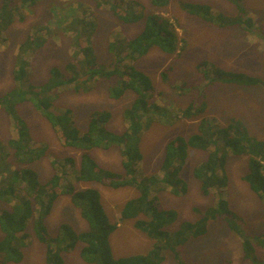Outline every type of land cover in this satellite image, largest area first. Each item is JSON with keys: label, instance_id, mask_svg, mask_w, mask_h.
Wrapping results in <instances>:
<instances>
[{"label": "rangeland", "instance_id": "rangeland-1", "mask_svg": "<svg viewBox=\"0 0 264 264\" xmlns=\"http://www.w3.org/2000/svg\"><path fill=\"white\" fill-rule=\"evenodd\" d=\"M19 1L13 0L15 4ZM130 1L142 5L145 14L161 13L171 20L180 41L178 55H169L153 47L133 62L134 68L147 75L154 86L151 101L164 111V115L158 117L160 120L152 122L142 133L139 143L143 156L139 166L142 175L161 177L160 166L166 144L176 136L187 138L196 133L202 117L212 119V124L218 127L226 125L231 118H237L251 136L264 140V0H243V6L253 20V30H247L243 25L219 28L180 7L181 3H200L208 5L213 13L235 16L236 9L227 0H170L162 9L154 7L150 0H124L127 3ZM83 16H86L85 22H89L85 28L93 57L97 63L107 66L114 62V56L108 50L109 43L136 37L144 25L143 21L120 23L107 4H99L96 0H39L23 13L22 20L16 19L4 32L5 40L0 44V95L14 88L12 71L19 46L28 37L37 35L40 45L33 53L26 55L29 80L33 85L45 83L53 67L70 78L72 71L65 68L77 64L75 84L73 82L55 91L56 99L51 111L71 112L74 125L81 132L86 130L91 112L108 111L111 118L106 128L114 133H122L127 126L123 111L130 106L135 94L126 91L118 99L110 98L108 88L114 84V79L92 78L85 69H78L77 61L82 56H74V53H78L74 35L82 27L74 19ZM203 62L225 71L253 76L260 80L261 85L244 87L209 82L204 77L203 69L207 66H201ZM161 72H166L165 77L161 76ZM188 105L195 108L204 105V110L193 118H180L181 111ZM16 110L26 122L34 145L45 149L43 157L31 165L40 182L52 177L56 169L53 164L55 160L72 157L78 163L81 152L62 145L53 128L30 103H20ZM14 136L12 123L0 111V141L6 142ZM88 153L99 167L121 172L118 149L95 148ZM205 157V152L189 148L180 171L186 192L175 196L167 189L157 194L163 209L176 212V220L166 227L168 232H175L184 221L194 222L199 212H204L217 202L218 193L215 190L206 196L200 194L199 183L193 176L194 168ZM66 169L72 170L69 166ZM224 169L227 178L224 198L229 208L241 218L243 231L246 235L264 234L263 205L242 180L247 171V156L229 154ZM73 171L69 173L67 181L75 190L96 189L107 216L118 225L109 237L113 257L146 253L150 240L133 227V221L120 219L123 204L136 196V189H113L100 183L76 182L72 178ZM45 223L50 235H54L63 223L79 232L87 229L86 222L66 194H61L55 201ZM25 244L22 260L10 264H45L44 245L32 235ZM79 250L80 245L64 253L65 264H87L80 258ZM178 251L187 264H250L242 258L241 240L227 229L220 218L208 223L204 236L190 239ZM256 251L264 261V249L257 248ZM161 264H176L171 252L166 253Z\"/></svg>", "mask_w": 264, "mask_h": 264}, {"label": "trees", "instance_id": "trees-1", "mask_svg": "<svg viewBox=\"0 0 264 264\" xmlns=\"http://www.w3.org/2000/svg\"><path fill=\"white\" fill-rule=\"evenodd\" d=\"M38 1L20 0L15 4L13 0H1L0 44L4 43V32L8 27L16 19L22 20L23 13ZM96 1L107 4L120 23H144L136 37L109 43L108 50L113 54L114 62L107 66L97 63L93 57L86 34L85 27L89 23L84 20L86 16L74 19L82 27L74 35L78 48V53H74V56H82L77 61L78 69H85L92 78L97 76L107 80L114 79V84L108 88L110 98L118 99L126 91L135 94L130 106L123 111L127 126L122 133L109 131L106 124L111 118L110 112L93 111L86 130L81 132L74 125L71 112H52L55 91L73 82L75 84L77 64L66 66L65 69L72 71L70 78L53 67L45 83L33 85L29 80L26 55L33 53L40 45V38L37 35L28 37L19 46L12 71L14 88L0 95V111L7 115L15 133L6 142L0 141V264L20 262L25 241L30 235L44 245L45 264H65L63 254L73 251L78 245L79 256L87 264H161L167 252L172 253L176 264H187L181 259L178 249L190 239L204 236L208 223L219 218L241 240L242 258L250 264H264L256 251L257 248L264 249L263 232L246 235L241 218L229 208L224 198L227 184L224 169L226 158L229 154L244 155L247 156V171L242 180L264 208V140L251 136L247 127L237 118H231L226 125L218 127L212 124V119L202 117L196 133L187 138L176 136L166 144L160 166L161 177L142 175L139 168L143 159L139 147L142 133L152 122L160 120L158 117L164 115V111L151 101L154 86L147 75L134 68L133 62L153 47L169 55H178L179 37L171 20L161 13L145 14L144 7L137 2ZM169 1L150 0V4L162 9ZM227 1L235 7V16L213 13L208 5L200 3H181L180 7L188 14L219 28L243 25L245 29L253 30L255 26L243 6V0ZM137 9L140 11L137 12ZM201 66H207L203 72L209 82L244 87L261 85L259 79L244 73L225 71L205 62ZM165 75L166 72H161L162 77ZM23 102L30 103L49 123L62 145L81 152L78 163L72 157L55 160V172L46 182H40L37 172L31 167L43 157L45 149L34 145L26 122L17 113L16 106ZM203 110L204 105L198 108L188 105L181 111L180 118H193ZM95 148L118 149L121 155V172L99 167L88 153ZM189 148L206 153L204 161L193 170L200 194L206 196L215 190L218 199L214 206L199 212V217L194 222L184 221L175 232H168L166 227L176 220V212L163 209L157 194L167 189L175 196L186 192V184L180 177V171ZM67 166L74 170L72 178L76 182L100 183L113 189H136V196L123 204L120 219L133 221V227L150 240L146 253L113 257L109 237L117 229V223L107 216L96 189H74L67 181L72 172L66 169ZM61 194L70 197L71 204L87 224L86 230L79 232L63 223L54 235L49 234L45 221Z\"/></svg>", "mask_w": 264, "mask_h": 264}]
</instances>
